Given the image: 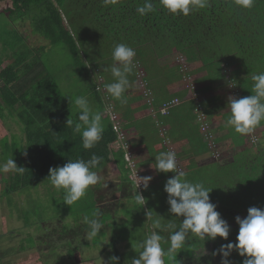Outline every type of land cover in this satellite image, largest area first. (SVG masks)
Instances as JSON below:
<instances>
[{"label":"trees","instance_id":"obj_1","mask_svg":"<svg viewBox=\"0 0 264 264\" xmlns=\"http://www.w3.org/2000/svg\"><path fill=\"white\" fill-rule=\"evenodd\" d=\"M4 1L6 0H0V4ZM10 1L12 5L1 11L9 19L15 22L30 19L34 34L52 45L66 46L73 67L80 70V80L84 81L81 84L85 87L82 96L88 98L87 94H90L91 97L88 99L96 103L98 112L103 111V98L97 92L98 86L90 83V79L93 78L90 65L97 68V71L103 68L104 87L113 82L110 71H105V68L113 64L111 52L118 43L127 44L135 50L134 62L139 63L145 80L150 82L148 85L154 96V110H159L165 103L174 99L185 98L186 91H174L180 82L183 84L185 78L187 81L189 77L195 86L200 87L195 91L200 96L208 94L213 91L214 86L224 84L229 79L239 91V98H243L252 94V75L264 72V0H255L250 9L239 8L233 0H210L209 7L194 10L187 16L169 13L160 6L159 0H153L156 11L143 16L139 15L136 9L143 6L144 0H115L107 4L104 0ZM23 43L24 38L12 35L5 42L8 50H17L14 58L7 56L12 62L3 66L4 58L0 57L2 83L0 119L5 121L11 120L10 117L19 119L25 137L24 154L14 158L17 166L24 167L25 171L21 174L13 173L11 180L6 183L4 195H13L41 182L51 184L47 179L51 168L62 167L69 160L88 161L95 155L101 160L98 167L92 170L101 175V171L107 170L113 161L119 171L122 190L128 189L132 192L131 199L136 201L137 192L134 191L133 183L127 176L124 153L122 150L111 148L117 136L109 120L102 121L104 126L102 139L91 149H85L81 134L73 130L75 123L79 122V112L72 111L73 103L70 99L54 88L53 77L43 66L40 58L45 49L40 47L32 50ZM178 55L186 64L198 65L183 75L178 65L173 67L168 63L161 64L162 61ZM226 71L229 74H226ZM129 80L131 87L136 82L138 85L136 69L129 76ZM131 87L125 94L127 104L133 105L144 101L139 86L137 89L140 92L134 89L130 93ZM229 97L231 96L218 91L215 96L201 102L214 125L213 138L217 152H220L224 141H228L231 148L242 146L246 142V135L237 134L233 129L225 127L230 112L225 115L222 111L230 108ZM112 100L116 103L117 109H123L119 101L113 98ZM197 106L198 103L194 100L182 101L167 115L157 114L152 118L147 114L148 106L144 101L141 106L131 111L135 112L136 119L142 114H147L141 121L132 120L134 114L130 115L128 110L124 116L126 120L136 121L132 122L131 126L136 129V135L141 139L140 145L145 146L150 156L154 155L153 160L161 152L175 151L171 146L166 147L164 143L167 139L173 140L176 129L180 128V135L188 141L186 151L175 152L178 164L181 162L180 165L184 168L181 171L187 174L185 178L188 181L203 183L212 190L210 201L216 205V211L228 223L234 220L235 214L248 211L250 207L264 209V122L256 128L263 129V140L258 143L256 150L245 149L236 159L223 167H218L217 162L211 161L212 157L215 158L214 151L210 149L203 136L196 113ZM67 119L73 121V126H66ZM160 129L163 135L165 131L167 136H162ZM149 139L154 143L155 139H161L159 145L161 147L148 150ZM173 143L174 140L171 141L172 146ZM138 167L144 171L148 169L142 163H138ZM174 175L172 172H162L161 177L167 181ZM102 178L104 181L102 180L94 189L89 188L85 195L90 202L87 210L96 209L98 215L100 209L94 190L101 188L102 183L106 181L105 177ZM59 191L60 194L65 193L62 188ZM143 197L147 202L152 199V212L163 225L172 222L179 227L183 217H176L169 212L170 205L163 204L162 199H168L164 186L153 193L152 189L144 188ZM74 214L76 218L73 221L76 225L81 220L83 224L85 223L83 215L77 212ZM159 214L161 218L157 216ZM165 214L167 217L164 218ZM170 215L174 217L170 219ZM70 227L71 225L65 223L61 232L67 234ZM156 231L163 237L161 245L167 252L170 247V232L159 229ZM238 231L239 228L235 231L236 234ZM99 236L100 233L95 238L97 241ZM194 237L200 240L198 236ZM192 239L193 236L190 234L185 246H194L189 252H181L185 256L180 253L165 255L164 264H184L187 257L193 259L201 242ZM227 240L221 237L213 240L215 250L218 251L221 245L229 243ZM113 245L116 247L117 241L114 240ZM88 246L91 245L87 244L86 247ZM105 253L109 257L108 260L113 256L118 257L117 264H131L124 252ZM74 255H77L74 251H68L69 258H73ZM231 255L235 258V264H242L245 259L235 249ZM207 259L204 257L201 262H207ZM75 262L82 263L79 259Z\"/></svg>","mask_w":264,"mask_h":264},{"label":"rangeland","instance_id":"obj_2","mask_svg":"<svg viewBox=\"0 0 264 264\" xmlns=\"http://www.w3.org/2000/svg\"><path fill=\"white\" fill-rule=\"evenodd\" d=\"M11 5L12 2L10 0H6L0 4V57L4 58L5 64L3 66L11 63V58H14L17 52V50H8V46L5 45V42L12 35H16L18 38L22 37L24 38L23 44L32 48V50H37L40 47L45 49L41 53L40 58L43 66L52 75L54 88L59 93L67 98L71 97L72 101H74L76 97L82 96L85 87L81 84L84 81L80 80V70L78 71L77 68L73 67L72 58L66 46L62 44L52 45L41 36L34 34L30 19L23 22H15L9 19V17L1 11ZM13 38L16 39L15 37ZM8 55L11 56V58H8ZM166 63L173 67L178 65L183 75H186L190 72L192 67L198 65L186 64L184 59L179 55L161 62L162 65ZM90 70L93 72V78L91 77L92 80L90 79V83H95L97 86L100 84L104 85L103 68L97 71V68L90 65ZM225 73L229 74L228 71ZM188 78L187 81L186 78L183 80V84L180 82V85L176 88L177 90L181 88L179 91H186V94L189 95L191 92L189 87L192 85V79L189 81ZM230 82L231 81L227 79L224 84L214 86L213 91L208 94L200 96L192 93V97H196L198 100L196 101L197 103H201L208 98L210 99L212 96H215L218 91L223 92L227 96L233 97L235 95L237 97V95L232 92L233 88L231 86H233V84H230ZM148 84H150V82H148ZM0 85H2L1 82ZM195 87L196 89L200 88L199 86ZM137 88L138 85L136 82V84L131 87V90L135 89L138 91L139 89ZM87 95L90 96V94ZM88 100L93 111H97L96 103L92 99ZM72 103V111H78L74 102ZM147 109L149 111V107ZM229 112L230 108L224 109L222 114L226 115ZM101 113H103V111ZM147 114H149V112H147ZM10 118L12 121L10 119L8 121L0 119V163L5 162L9 158L14 159L15 157H21V154H24L25 151L23 126L19 119L14 117ZM106 120L107 117L103 113L102 121L104 122ZM262 131L263 129H254L253 132L257 134L256 136L258 139L256 142L251 141L249 134L246 135V142L242 146L231 148L228 145L229 142L224 141L221 144V150L219 152L220 158L216 159L212 157L211 161L217 162L216 164H218V167H223L225 164L236 159L239 153L245 149L251 148L256 150L255 148L259 145L258 143L263 140ZM155 142L156 143L149 139L147 142V149L152 151L154 148L161 147L159 146L161 145V139H155ZM142 147L145 148V146ZM152 157H154V155L150 156L148 154L139 155L137 158L142 164L144 162L152 164ZM183 169L184 168H182V170ZM140 170L143 177L151 176L150 173L147 171L145 172L142 168H140ZM13 173L14 172L0 174V264H79L75 262L76 259L81 260V264H112L111 260H108L109 257L106 255V251L112 254L115 251H119L120 253L124 252L123 254L127 255L131 261L135 257L138 258L139 252L142 250L140 248L141 242L149 236L152 231H156L152 226L154 221L157 220L156 215L152 212V199L149 202L145 201V205L137 203L135 199H131L132 192L128 189L122 190V181L119 171L113 161L108 165L107 170H102L101 175L98 174L100 177L99 182L90 187L94 189V187H97V185L102 182V176L106 178L101 188L94 190L100 209L99 215H102H98L95 218H98L104 225L102 229L104 232L102 233L101 230L100 236L98 237L99 241L95 239L96 237L90 240L85 239V234L88 230L87 224H83L81 220L79 224L76 225L73 221V219L76 218L74 217V212L83 215V217L87 216L90 219L94 218L93 214L96 213V209L93 210L89 208L87 210V206L89 207L90 202L86 196L73 205L67 206L64 204L63 200L65 193L60 194L59 189L55 191L56 193L53 192L56 188L46 182H41L34 187L22 189L21 192L14 193L13 195L5 196L4 189L6 183L11 180ZM159 175L161 176V173H159ZM162 200H164L163 204H166L168 199ZM82 211L86 213H82ZM105 213L107 214L104 216ZM146 213L148 214V218ZM157 216L161 218L160 214ZM237 216L245 218L247 216V211H240L235 214L234 220L228 223L230 226V236L227 241L232 243H236L237 241L236 237L238 234L235 232L239 228L235 220ZM163 217H167L166 214L163 215ZM173 217L172 215L169 216L170 219ZM160 222L162 221L160 220ZM65 223L71 225L70 231L67 234L61 232L62 226ZM191 235L193 236L192 240H196L198 243L199 241L201 242V246L199 245V248L195 251L194 258L187 259V257L184 260V264H221L222 257L220 255H213V253L218 252L214 248L215 243L213 240H199L194 237V234ZM113 239L117 241L116 247L113 245ZM97 242L98 244H96ZM87 244L91 246L87 248ZM193 246L194 245H187L183 249L177 251L180 254L184 251L189 252ZM69 250L74 251L77 255H74L73 258H69ZM184 253L181 255L185 256ZM204 257L208 258L207 262H201V259ZM227 259L230 264H235V258L232 255Z\"/></svg>","mask_w":264,"mask_h":264},{"label":"clouds","instance_id":"obj_3","mask_svg":"<svg viewBox=\"0 0 264 264\" xmlns=\"http://www.w3.org/2000/svg\"><path fill=\"white\" fill-rule=\"evenodd\" d=\"M110 3L115 0H104ZM234 4L242 9L253 7L255 0H233ZM160 6L171 14L189 15L194 10H202L210 6V0H159ZM141 16L156 11L153 0H144L143 6L136 9ZM113 64L105 71H110L113 82L105 85L107 94L120 102L127 104L126 92L131 87L129 76L133 74L136 67L134 59L135 50L127 44H116L111 52ZM251 95L243 98L229 97L228 106L230 115L225 121V127L231 128L235 133L248 135L264 122V72L253 74ZM102 97V96H101ZM78 109V123L74 125V132L80 133L83 147L91 149L103 137L104 126L102 124L103 113L93 111L92 106L85 96H78L72 101ZM66 126H73V121L67 119ZM127 128V127H126ZM128 130V129H127ZM26 155V153H25ZM101 158L95 155L88 161L77 159L69 160L64 166L51 168L48 180L56 189H64V204L71 206L86 195L91 186L96 185L100 177L93 168L98 167ZM158 173H175L167 179L164 191L168 194L167 203L170 205L169 212L176 217H183L179 227L169 222L162 225L157 219L153 223L154 229L170 232V247L167 252L162 248L163 237L157 231H152L140 244L142 249L138 258L131 260V264H164V256L178 254L177 250L183 249L190 234L198 236L201 240H215L221 237L228 239L230 226L221 214L216 211V205L210 201V192L203 183L188 181L186 173L178 170L176 153L174 151L161 152L155 156V167ZM25 171L22 166H17L14 159H7L0 163V174L15 172L21 174ZM153 177H140L139 185L143 184L148 188ZM138 185V186H139ZM136 202L145 205V198L137 193ZM147 218L148 214L146 213ZM94 213V218L84 217L88 226L85 239L90 240L96 237L104 225ZM239 225L237 242H229L221 245L218 252L213 255L222 257L221 264H230L227 259L235 249L241 257H245L242 264H264V209L250 207L247 216L235 218ZM112 264H117L119 258L111 257Z\"/></svg>","mask_w":264,"mask_h":264},{"label":"built area","instance_id":"obj_4","mask_svg":"<svg viewBox=\"0 0 264 264\" xmlns=\"http://www.w3.org/2000/svg\"><path fill=\"white\" fill-rule=\"evenodd\" d=\"M134 63L136 65L135 69L137 71V77L139 80L138 86H139V89L142 93V97H143L146 105L149 107V115L150 116L155 117L157 114L167 115L171 109L180 105V103H181L180 100L174 99L170 102L165 103L159 110H154L153 109V104H154L153 93L149 88L148 82L145 80L144 73L140 70V65H138L137 62H134ZM141 73H143V74H141ZM188 79H189V81H191L190 78H188ZM230 84H232V83H230ZM231 87L233 88L232 92H234V94L237 95V97L234 95L235 98L239 99V91L236 89V86L233 84V86H231ZM189 88H190V91L192 93L196 94L195 91L197 89L193 83ZM97 92H99L103 98V103H104L103 113L107 117L109 122L111 123L113 132L117 136V140L115 141V143L113 145H111V148L119 149V150L123 151L124 159H125V165H126V168L128 170L127 176L129 178V180L133 183L134 190L143 196V190H144L143 184L139 185V183H140L139 178L143 177V175H142L140 168L138 167V163L136 161V157L134 155L132 145H131V141L129 138V133H128V130L126 128V124L122 120V118L119 116L117 109H116V105L113 102L112 97L109 94H107L104 85H101V84L98 85ZM193 100L198 101L196 99V97H193ZM196 113L198 116V122L200 123L202 130H203V136H204L205 140L208 142L210 149L214 151V157L216 159L220 158V153L215 151L216 150V144H215L214 138H213V136H214L213 124L210 121L209 116L205 113V108L203 107V105L200 102H198ZM164 133H166V132L164 131ZM256 135L257 134L254 132L249 134V137H250L252 142H256L258 140Z\"/></svg>","mask_w":264,"mask_h":264},{"label":"crops","instance_id":"obj_5","mask_svg":"<svg viewBox=\"0 0 264 264\" xmlns=\"http://www.w3.org/2000/svg\"><path fill=\"white\" fill-rule=\"evenodd\" d=\"M179 90H181V88H179ZM179 90H177V88L174 90V91H176V92H178ZM183 91V90H182ZM130 93L131 92H133V90H131V91H129ZM189 100H193V97H192V92H190V94L188 95V94H186V96H185V98H183L182 100H180V102H182V101H186V102H188ZM195 101V100H194ZM144 103V101L142 100L141 102H139V103H134L133 105H129V104H127V106H123V109L122 108H118L117 109V107H116V109H117V112H118V114H119V116L124 120V122H125V124H126V126H127V129H128V133H129V138H130V141H131V145H132V149H133V152H134V155H135V157H136V161L138 162V163H141V162H139V160H138V156L139 155H148V151L144 148V147H142V145H140V138L136 135V129L134 128V127H132L131 126V123L132 122H136V121H129V120H126L125 118V116H124V113H125V111L126 110H128L129 111V114L131 115V114H134L133 115V117H132V120H138V121H141L143 118H144V116H146V114H142L141 116H139L137 119H136V114H135V112H131L134 108H136L137 106H141L142 104ZM115 105H116V103H115ZM148 111V110H147ZM149 112V111H148ZM153 118H155L154 116H152ZM213 127H214V125H213ZM165 128V127H164ZM163 129V128H162ZM162 129H160V131H161V133H162ZM167 130V129H166ZM167 134V133H166ZM162 136H167V135H165V133H164V135H163V133H162ZM169 136V135H168ZM163 137V138H164ZM176 137V138H175ZM169 138H170V136H169ZM174 140V146H172L171 145V141H173ZM173 140H171V141H169L168 139H167V141L164 143V145L167 147V146H171V148H173L175 151L174 152H178V153H180V152H184V151H186L187 150V148H188V141L186 140V138H184V137H182L181 135H180V128H178V129H176V132H175V134H174V136H173ZM25 141V140H24ZM133 141V142H132ZM135 141V142H134ZM138 141H139V145H137L138 144ZM152 146H153V144H152ZM138 148H139V152H138ZM158 149V148H157ZM178 155V154H177ZM177 159V158H176ZM178 162H179V160L177 159V167H178V169L180 170H182V166L181 165H179L178 164ZM143 164H145L146 166H147V172L148 173H150L151 174V177H153L152 178V180L149 182V185H148V188L147 189H152V193H153V191L154 192H156V191H158L160 188H162V186H164L165 185V183H166V180H162V177L159 175V173L156 171V169L155 168H153V167H155V160H153L152 159V165H149L150 163H148V162H144ZM150 167V168H149ZM181 167V168H180ZM145 171V172H146ZM161 174H162V172H160ZM103 184V183H102ZM79 264H81V263H79Z\"/></svg>","mask_w":264,"mask_h":264}]
</instances>
